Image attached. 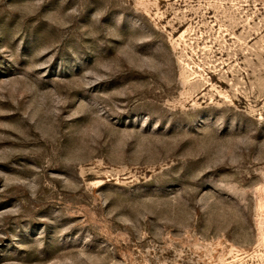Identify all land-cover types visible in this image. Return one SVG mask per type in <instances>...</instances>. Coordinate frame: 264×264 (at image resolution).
Instances as JSON below:
<instances>
[{"label":"rangeland","instance_id":"obj_1","mask_svg":"<svg viewBox=\"0 0 264 264\" xmlns=\"http://www.w3.org/2000/svg\"><path fill=\"white\" fill-rule=\"evenodd\" d=\"M0 264H264V0H0Z\"/></svg>","mask_w":264,"mask_h":264}]
</instances>
